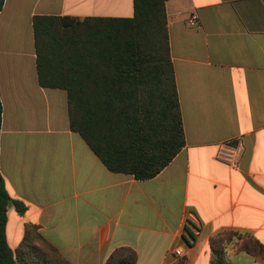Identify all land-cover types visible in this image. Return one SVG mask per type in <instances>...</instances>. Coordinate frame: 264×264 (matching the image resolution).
Listing matches in <instances>:
<instances>
[{"label":"crops","instance_id":"crops-1","mask_svg":"<svg viewBox=\"0 0 264 264\" xmlns=\"http://www.w3.org/2000/svg\"><path fill=\"white\" fill-rule=\"evenodd\" d=\"M166 14L186 146L138 181L72 131L67 91L40 86L33 29L35 16L132 18L134 0H5L0 175L26 207L8 209L13 251L27 225L71 264H105L122 247L137 264H212L210 240L224 230L264 245V0H169Z\"/></svg>","mask_w":264,"mask_h":264},{"label":"trees","instance_id":"trees-1","mask_svg":"<svg viewBox=\"0 0 264 264\" xmlns=\"http://www.w3.org/2000/svg\"><path fill=\"white\" fill-rule=\"evenodd\" d=\"M134 0L132 18L35 16L38 81L68 94L72 131L106 168L138 181L156 178L186 146L172 62L166 3ZM5 0H0V13ZM3 106L0 100V131ZM14 201L0 175V264H71L34 225L21 246L7 241ZM212 264L247 253L264 259V245L250 233L224 230L210 240ZM233 253L229 256V249ZM132 248L116 249L105 264H137Z\"/></svg>","mask_w":264,"mask_h":264},{"label":"built area","instance_id":"built-area-1","mask_svg":"<svg viewBox=\"0 0 264 264\" xmlns=\"http://www.w3.org/2000/svg\"><path fill=\"white\" fill-rule=\"evenodd\" d=\"M175 255H176L177 257H179V258H184V257H186V254H185L182 250H180V249H177V250L175 251Z\"/></svg>","mask_w":264,"mask_h":264},{"label":"rangeland","instance_id":"rangeland-1","mask_svg":"<svg viewBox=\"0 0 264 264\" xmlns=\"http://www.w3.org/2000/svg\"><path fill=\"white\" fill-rule=\"evenodd\" d=\"M229 256L233 253V249L231 248V249H229Z\"/></svg>","mask_w":264,"mask_h":264}]
</instances>
